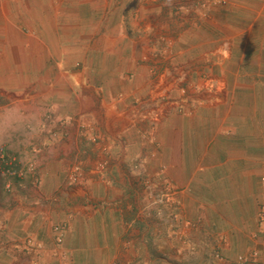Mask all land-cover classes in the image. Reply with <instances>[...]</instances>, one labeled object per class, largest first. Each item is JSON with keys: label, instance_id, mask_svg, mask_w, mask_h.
Listing matches in <instances>:
<instances>
[{"label": "crops", "instance_id": "0c3cea01", "mask_svg": "<svg viewBox=\"0 0 264 264\" xmlns=\"http://www.w3.org/2000/svg\"><path fill=\"white\" fill-rule=\"evenodd\" d=\"M211 1L174 84L102 0H0V264H264V0Z\"/></svg>", "mask_w": 264, "mask_h": 264}, {"label": "rangeland", "instance_id": "374dc122", "mask_svg": "<svg viewBox=\"0 0 264 264\" xmlns=\"http://www.w3.org/2000/svg\"><path fill=\"white\" fill-rule=\"evenodd\" d=\"M211 2V0H102L101 3L103 20H108L109 11L116 10L119 19L123 21L135 18L136 24L139 21L140 24L147 22L150 25L148 31L153 33L149 32L141 40L142 45L147 46V50H142L144 53L152 54L154 63L150 61L151 64L158 65L153 72H164L166 81L175 84L174 79L177 76L187 77L189 70L200 65L196 59H190L185 51L196 52L201 46L200 40L209 45L225 28L237 30L235 27L237 22H233L231 17H226L227 11L221 9L214 11L211 6L215 4ZM218 3L223 4L222 0ZM211 21L214 22V27L209 24ZM187 23L192 25L189 30ZM143 35L145 31L135 33L136 37ZM174 39L181 43V53H178L176 58L174 54H169ZM202 47L206 45L203 44ZM157 52L160 55L162 53L164 59L162 55H154ZM179 83V89L176 87L177 93L186 94L188 82L180 80Z\"/></svg>", "mask_w": 264, "mask_h": 264}, {"label": "built area", "instance_id": "2783aa9c", "mask_svg": "<svg viewBox=\"0 0 264 264\" xmlns=\"http://www.w3.org/2000/svg\"><path fill=\"white\" fill-rule=\"evenodd\" d=\"M65 122L66 120H61V124ZM36 170H37V166L34 161H29L24 165H20L15 157H11L6 163L4 173L11 178L16 177L21 179L26 175L32 174L33 177L35 178L34 180L36 181L37 180ZM81 177H82V173L79 164L73 165L71 172L68 175L69 181L78 182L81 179ZM6 189L8 191H10L11 189V185L9 184V182H7ZM165 193L168 195L169 191L168 192L166 191ZM259 215L262 219H264V200L259 207ZM53 230L55 232L56 243L58 244L61 243L63 240V232H64L63 227L60 225H55ZM27 243L31 244L32 241L28 239ZM252 256H255L254 252L252 253Z\"/></svg>", "mask_w": 264, "mask_h": 264}, {"label": "clouds", "instance_id": "9594fccd", "mask_svg": "<svg viewBox=\"0 0 264 264\" xmlns=\"http://www.w3.org/2000/svg\"><path fill=\"white\" fill-rule=\"evenodd\" d=\"M37 166V165H36ZM5 167H6V165H5ZM36 172H37V170H36ZM36 177V176H35ZM35 178L33 177V180H34ZM37 181V180H36ZM35 180H34V182H36ZM54 228V227H53ZM54 231V230H53ZM55 233V232H54ZM55 236V235H54ZM31 240V239H30ZM32 241V243H31V245L33 244V246H35L34 245V241L33 240H31ZM56 242V241H55ZM58 244V243H57Z\"/></svg>", "mask_w": 264, "mask_h": 264}]
</instances>
